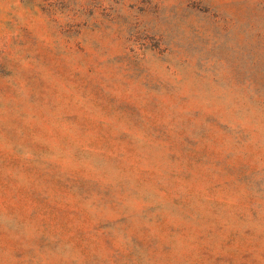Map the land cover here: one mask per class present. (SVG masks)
I'll return each mask as SVG.
<instances>
[{
  "label": "rangeland",
  "instance_id": "obj_1",
  "mask_svg": "<svg viewBox=\"0 0 264 264\" xmlns=\"http://www.w3.org/2000/svg\"><path fill=\"white\" fill-rule=\"evenodd\" d=\"M0 264H264V0H0Z\"/></svg>",
  "mask_w": 264,
  "mask_h": 264
}]
</instances>
